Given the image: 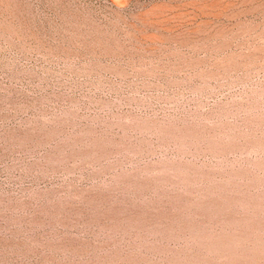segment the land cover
<instances>
[{"label":"rangeland","instance_id":"obj_1","mask_svg":"<svg viewBox=\"0 0 264 264\" xmlns=\"http://www.w3.org/2000/svg\"><path fill=\"white\" fill-rule=\"evenodd\" d=\"M0 264H264V0H0Z\"/></svg>","mask_w":264,"mask_h":264}]
</instances>
